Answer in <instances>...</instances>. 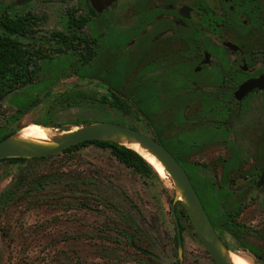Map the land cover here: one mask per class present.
<instances>
[{
  "label": "rangeland",
  "instance_id": "374dc122",
  "mask_svg": "<svg viewBox=\"0 0 264 264\" xmlns=\"http://www.w3.org/2000/svg\"><path fill=\"white\" fill-rule=\"evenodd\" d=\"M16 1L0 0V14L6 10L11 16L27 12L35 16L29 36L17 39L30 52L37 69L32 83L18 86L0 100V137L14 134L29 124L72 129L110 122L159 140L155 129L158 122L154 127L146 122L137 112L133 100L136 95L127 97L136 89L141 75H138L139 60L133 54L128 56L125 45L115 50L119 60L112 70L123 78L127 66L130 68L131 75L120 88L124 90L114 92L130 105L127 115L111 105L107 77H95L97 71L101 73L107 68L110 42H116L111 35L127 33V19L121 11L123 0L107 14V24L89 20L80 30L70 28L66 13L78 12L81 0L48 3L30 0L23 5H17ZM117 10L119 13L111 16ZM55 33L69 35L72 44L77 42L73 36L97 40L94 60L80 63L77 55L85 53L84 47L70 50L54 37ZM139 39V36L135 38ZM116 76L114 83L118 82ZM160 114L161 120L168 123L169 107H163ZM175 133L167 130L162 132V138L169 142ZM232 136L236 137L240 154L238 176L230 177L236 178L240 186L233 191L227 188L214 164L218 156L227 155L224 145L201 140L196 153L179 162L202 194L205 189L201 181L207 180L215 191L232 192L212 209L220 220L222 214L230 218L228 213H232L231 218L240 225L234 237L226 233L224 239L232 252L250 264H264V260L257 259L242 245L258 254L264 251V240L258 235L264 234V186L256 190L238 179L247 175L250 178L249 171L264 167V111L251 113L247 123H237ZM166 148L176 156L178 147L167 145ZM63 156L59 154L35 163L41 173L59 167L58 175L44 189L33 191L6 211L0 209V264H176L179 260L182 264H213L183 217L180 218L184 227L183 244L182 249H177L171 207L176 210L179 206L169 176H141L117 161L109 150L93 145L81 148L66 163ZM183 161L199 165L193 171ZM21 168L22 165L0 162V197L18 179ZM203 198L210 203L207 195ZM83 203L92 209L79 208Z\"/></svg>",
  "mask_w": 264,
  "mask_h": 264
},
{
  "label": "flooded vegetation",
  "instance_id": "af4514ba",
  "mask_svg": "<svg viewBox=\"0 0 264 264\" xmlns=\"http://www.w3.org/2000/svg\"><path fill=\"white\" fill-rule=\"evenodd\" d=\"M29 1L17 0L15 3L23 5ZM63 1L65 0H37L40 3ZM119 2L120 0H107L106 3L81 0L78 12L71 10L66 14L68 22L74 19L82 21L83 25L70 28L80 30L89 20L107 24V14L116 9ZM121 11L127 19L126 36H118L116 33L111 35L116 42H110L107 68L101 73H95L96 78L107 77L111 103L112 95H117L127 105V112L122 113L127 115L131 111L126 99L114 93L124 90L120 88L125 86L124 83L131 75L128 66L122 79L112 70L119 60L115 50L122 44L125 45L128 56L133 54L135 59L139 60L138 75H141L135 85L136 89L127 97L136 95L133 100L137 112H140L146 122L153 127L156 121L158 122L155 129L158 130L156 134L159 140H154L162 141L163 145L159 143L165 148L167 145L178 147L175 152L180 159H190V156L196 153L201 140H214L219 145H224L227 150V155L218 156L215 162L235 161L227 168L221 164H216L215 167L218 166L221 176L226 172L229 177H237L240 154L236 147V137L232 136V129L239 122L247 123L251 113L264 111V0H123ZM117 13L119 10L111 16H116ZM3 15L12 18L26 16L31 19L28 24L30 29L25 37L29 36L33 25L31 23L35 21L32 13L11 16L4 10L0 16ZM0 32L2 33L1 30ZM137 36L140 38L138 41L135 40ZM74 38L77 42L72 44L73 47L85 49L84 54L77 55L78 61L82 64L93 61L97 40H87L81 36H73L72 39ZM88 54L91 56L89 59ZM28 58L34 64L29 51ZM32 69L30 68V71ZM114 76L118 79L117 83L113 82ZM245 85L251 87L238 98L237 92ZM163 107H169L168 123L160 118ZM167 130L176 131L169 142L162 138V132ZM263 172L264 167H255L248 172L250 178L247 175L238 179L260 190L264 182L260 186L257 184ZM238 186L240 185L237 184L236 178L227 182L229 190L233 191ZM173 212L175 214L174 207ZM171 216L175 229V245L180 250L183 231L180 233L181 221L176 217L179 227L177 232L172 207ZM215 231L217 232L216 229ZM225 234L218 236L226 249L232 251L224 239ZM228 235L234 237L229 233ZM207 254L209 255L208 252ZM211 260L215 264L212 258ZM176 264L182 263L179 260Z\"/></svg>",
  "mask_w": 264,
  "mask_h": 264
},
{
  "label": "trees",
  "instance_id": "16d2710c",
  "mask_svg": "<svg viewBox=\"0 0 264 264\" xmlns=\"http://www.w3.org/2000/svg\"><path fill=\"white\" fill-rule=\"evenodd\" d=\"M34 19L36 20V18ZM30 20L31 19H29L26 16L18 17V18H12L9 15L0 16V30L2 31V33L0 34V100L6 97L7 95L13 93V91L19 85H27V83L32 82V80L34 79L35 76L34 73L35 70L37 69V65L36 63L32 64L30 62L28 58V51L26 49H23L22 45L18 42L19 40L17 39V37L19 36L25 37L28 34L30 29L29 27L30 25L28 24ZM69 24L70 26L79 28L83 25V22L72 19L69 21ZM54 37L58 41H60L62 45H65L67 46L68 49L75 51V48L73 47L69 37L63 35L62 33H56L54 34ZM87 57L89 59V57H91L90 54H88ZM30 68L33 69L30 71ZM112 99L113 101L111 105L113 107L119 109L123 113L127 112V105L119 96L112 95ZM12 134L13 133L3 134L0 137V142L5 138L11 136ZM159 142L162 145L164 144L162 141ZM88 145H93L101 149L109 150L111 155L115 157L117 161L122 163L127 168H131L133 171H135L137 174L141 176L149 177L151 174L155 176L158 175L157 172L153 169V167L150 164H148L143 158H141L137 153L112 142L88 141L67 148L61 153L64 156H66L67 159L64 161V163L74 158L78 150ZM175 155L176 156L174 155L173 156L176 158L178 162L179 160H182L180 159L177 153H175ZM50 157L52 156L43 157L39 159H30V160L29 159L0 160V162H9L15 165H22L18 179L12 185H10L2 193L0 197V209L2 211H6L12 206L17 205V203H19L21 199L27 197L33 191L44 189L47 183L51 180V178H54L58 175L57 174L59 172L58 166L53 168L52 169L53 171L47 173L38 172L37 169L35 168L36 162L47 160ZM183 162L186 165H188V169L190 168L193 171H196V166L199 165L197 162H189V161H183ZM234 163H235L234 160L214 162L215 165L221 164L225 168L229 167ZM188 177L190 179L193 188L198 194L214 228L217 230L218 234L229 233L233 236L236 235V233L240 231V225L235 222L234 217L231 218L232 213H228L230 218L227 217L226 214H222L224 215V217H221L220 220L217 217V215L213 214L212 212V209L215 206L214 204H217L219 200L224 198V196L231 194L232 192L226 189L215 191L213 190V188L209 187L207 180L206 182L201 181L204 184L203 186L206 191V194L205 191L204 194H202L200 189H198L194 184L191 174L190 175L188 174ZM222 178L225 183H227L228 180L230 179V177L228 176V174H226V172L222 175ZM204 195L208 196V198L210 199V203H206L204 201L203 198ZM177 205L179 206V209L175 210L177 219L180 220V218L183 217L189 222L187 215L185 214V211L183 210L180 202H177ZM79 208L92 209V206L83 203L79 206ZM179 225H180V233H181L184 227L180 222ZM258 235L262 240H264V234H258ZM174 240L176 242V238ZM242 245L244 249L250 251V253H252L257 259L264 260V251L261 253L262 254L261 255L256 253L251 247L245 244Z\"/></svg>",
  "mask_w": 264,
  "mask_h": 264
},
{
  "label": "water",
  "instance_id": "95a60500",
  "mask_svg": "<svg viewBox=\"0 0 264 264\" xmlns=\"http://www.w3.org/2000/svg\"><path fill=\"white\" fill-rule=\"evenodd\" d=\"M94 1H99L101 3L107 2V0H93V2ZM250 87V85H245L240 92H237L236 96L239 98L244 95ZM45 127H50L51 130L55 131V133L52 131L54 136L52 137L51 144H39L24 141L19 139L15 132L0 142V160H30L54 156L61 154L67 148L88 141L112 142L120 146H122L120 144V141L122 140L136 142L163 166L166 175L169 176L173 182L176 196L175 202H180L182 205L195 235L202 243L205 250L209 253L215 264H231L227 258L228 250L223 245L215 231L186 171L173 155L159 142L132 128L110 122H95L85 126H75L77 128L76 130H72L75 127L72 129L68 127H52L50 125H45ZM139 156L143 158L141 155ZM263 182L264 172L257 185L260 186ZM172 215L178 232L179 227L176 216L173 212V206Z\"/></svg>",
  "mask_w": 264,
  "mask_h": 264
},
{
  "label": "bare ground",
  "instance_id": "6f19581e",
  "mask_svg": "<svg viewBox=\"0 0 264 264\" xmlns=\"http://www.w3.org/2000/svg\"><path fill=\"white\" fill-rule=\"evenodd\" d=\"M75 127L72 130H76ZM17 133V137L24 141L35 142L39 144H51L52 137L54 133L52 132L50 127H45V125L40 124H29L20 129ZM122 146H125L139 155H141L157 172L160 176H166V172L163 166L146 150L141 148L136 142H129L127 140L120 141ZM227 258L231 264H250L247 260H245L240 254L236 252H232L230 250L227 251Z\"/></svg>",
  "mask_w": 264,
  "mask_h": 264
}]
</instances>
